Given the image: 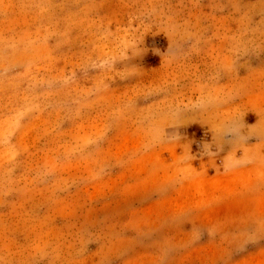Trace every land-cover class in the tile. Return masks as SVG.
<instances>
[{
    "label": "rangeland",
    "instance_id": "obj_1",
    "mask_svg": "<svg viewBox=\"0 0 264 264\" xmlns=\"http://www.w3.org/2000/svg\"><path fill=\"white\" fill-rule=\"evenodd\" d=\"M0 264H264V0H0Z\"/></svg>",
    "mask_w": 264,
    "mask_h": 264
}]
</instances>
